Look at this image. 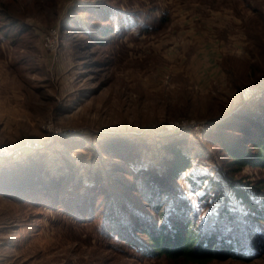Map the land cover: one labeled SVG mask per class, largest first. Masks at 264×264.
<instances>
[{"label": "rangeland", "instance_id": "1", "mask_svg": "<svg viewBox=\"0 0 264 264\" xmlns=\"http://www.w3.org/2000/svg\"><path fill=\"white\" fill-rule=\"evenodd\" d=\"M263 107L264 0H0V264H178L111 229L173 149L196 222L262 239L207 264H264V221L235 194L264 212V166L216 143L237 133L251 154Z\"/></svg>", "mask_w": 264, "mask_h": 264}, {"label": "trees", "instance_id": "2", "mask_svg": "<svg viewBox=\"0 0 264 264\" xmlns=\"http://www.w3.org/2000/svg\"><path fill=\"white\" fill-rule=\"evenodd\" d=\"M6 16L21 21L20 16L10 10L6 11ZM261 111L264 114V109ZM254 117L256 115H253L251 119L253 122L257 121L254 122L255 128L253 132L250 130L248 133L252 138L246 141L254 150L251 154L247 153L246 145H238L239 138H232L237 136V133H224L216 141L222 152L231 160L230 165L237 169L245 165L264 166V127L260 122L264 120V117L260 120L254 119ZM226 126V132L241 131L244 128L240 123L233 122ZM173 150L172 158L168 160L169 163H165L164 172L155 170L152 176L143 173L139 184L144 189L140 195L145 203L141 206V210L136 205L131 206L128 209L131 210L126 215L130 219H126L125 223H122V218H118L116 215V219L111 220L113 221L111 229H117L119 238L125 242L127 247L135 249L141 257L162 258L167 262L178 264H207L210 261L227 258L250 260L252 257L246 256L243 252L248 248L260 247L262 239H259L255 233H247L244 236V233L236 227V229H232L231 235L226 233L222 235V226L218 223H213L211 227L202 224L200 226L196 222L195 212L185 203L182 195L171 187L176 183L179 173L189 167L190 162L184 153ZM116 152L121 154V150ZM119 156L121 157V155ZM122 158L126 160L125 157ZM140 172L133 175L139 177L141 176ZM146 172H150L149 169ZM133 179L135 178L133 177ZM235 194L239 197L240 202L247 207L245 209L249 214H255L264 221V212L254 202H251L248 195L240 190H236ZM165 202H168L167 210ZM219 213L220 217L227 215L228 221H232V215L228 211L226 212L225 208H222ZM230 236L235 241H230ZM250 237L252 240L248 242ZM242 238H245V243L242 242ZM248 243L251 244V247Z\"/></svg>", "mask_w": 264, "mask_h": 264}]
</instances>
